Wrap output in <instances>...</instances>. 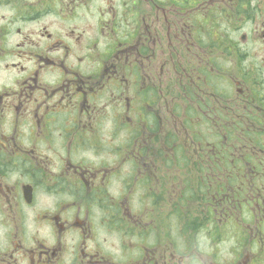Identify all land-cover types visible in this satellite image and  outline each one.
Listing matches in <instances>:
<instances>
[{
    "label": "flooded vegetation",
    "instance_id": "1",
    "mask_svg": "<svg viewBox=\"0 0 264 264\" xmlns=\"http://www.w3.org/2000/svg\"><path fill=\"white\" fill-rule=\"evenodd\" d=\"M0 73V264H264V0H0Z\"/></svg>",
    "mask_w": 264,
    "mask_h": 264
},
{
    "label": "rangeland",
    "instance_id": "2",
    "mask_svg": "<svg viewBox=\"0 0 264 264\" xmlns=\"http://www.w3.org/2000/svg\"><path fill=\"white\" fill-rule=\"evenodd\" d=\"M4 78V75H2V73H0V80ZM228 237H231V236H228ZM227 237H224V240L226 239ZM223 247V248H222ZM221 247V252H223V255L226 254V251L229 252V249L230 247H232L229 239H226V241H224L223 245ZM223 259H225V256H222Z\"/></svg>",
    "mask_w": 264,
    "mask_h": 264
}]
</instances>
